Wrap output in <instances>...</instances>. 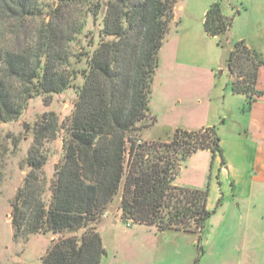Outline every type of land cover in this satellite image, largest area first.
<instances>
[{"label":"trees","instance_id":"trees-1","mask_svg":"<svg viewBox=\"0 0 264 264\" xmlns=\"http://www.w3.org/2000/svg\"><path fill=\"white\" fill-rule=\"evenodd\" d=\"M53 1L0 0V124L17 121L33 97L76 90L65 125L50 113L34 127L28 171L11 200L14 236H57L41 264H101L105 250L93 222L121 192L125 223L193 231L200 240L212 213L208 188L174 182L177 161L199 150L220 152L215 128L176 129L158 145L166 158L129 136L150 113L158 53L178 23L177 0ZM231 25L220 3H211L204 30L224 50L230 89L245 96L248 109L264 94L256 88L264 59L244 41L231 42ZM60 130L62 155L46 187L37 177L46 162L40 148Z\"/></svg>","mask_w":264,"mask_h":264},{"label":"crops","instance_id":"crops-1","mask_svg":"<svg viewBox=\"0 0 264 264\" xmlns=\"http://www.w3.org/2000/svg\"><path fill=\"white\" fill-rule=\"evenodd\" d=\"M213 2H219L224 15L232 18L231 42L244 41L264 59V0H203L199 15L182 17V28L177 32L179 46L175 63L209 72L211 85L204 98L203 121L197 126L187 124L181 128L196 130L213 126L219 138L220 152L214 156L208 150L193 153L192 157L202 153L203 160L207 154L209 174H203L200 180L195 176L174 183L202 189L208 175L206 209L212 213L199 240V245L204 242L208 247L216 240L220 227L229 223L233 208L237 206L239 210L240 201L246 196V264H264V94L246 109L245 96L232 93L229 73L223 64L225 52L203 26L205 12ZM176 11L177 5L175 21L178 20ZM256 88L264 91V65L259 69ZM150 114L154 117V111ZM181 169L180 166L178 171ZM201 182L204 183L201 185ZM114 211L116 215L102 218L104 220L97 229L105 250L101 264L183 263L184 251L179 242H172L168 237V232L176 234L178 232L174 231L179 229L163 230L142 224H125V228H120L116 218L120 217L121 211L118 206Z\"/></svg>","mask_w":264,"mask_h":264},{"label":"rangeland","instance_id":"rangeland-1","mask_svg":"<svg viewBox=\"0 0 264 264\" xmlns=\"http://www.w3.org/2000/svg\"><path fill=\"white\" fill-rule=\"evenodd\" d=\"M202 1L177 0L178 23L172 24L163 39L151 86L149 108L151 112L154 111V117L149 113L135 124L138 129L129 134L136 144L139 140L147 145L152 144V153L161 154L164 158L169 155L158 145L171 141L176 135L175 130L183 129L181 127L184 125H199L205 113L204 98L211 85L210 73L175 63L179 46L177 32L182 28L181 19L189 14L199 15ZM43 16L47 21L50 19L47 13ZM210 42L211 45L214 44L213 41ZM78 83H81L80 79ZM75 98L76 90L73 88L61 93L33 97L17 121L0 124V264H41V257L47 251L51 241L49 234H32L26 238L14 236L10 222L11 200L28 171L25 158L33 142L36 123L42 120L43 115H47L45 118L49 120V114L54 113L58 121L65 125L71 115ZM62 136L63 132L60 130L58 137L45 138L42 142L40 153L46 156V162L37 177L45 186L61 159ZM149 152L147 154L150 157L153 154ZM201 155L202 153H197L193 157L177 161L182 168L181 171L177 169V182L181 183L186 178L195 176L200 180L203 174H209L210 161L206 159L207 154L205 160ZM124 165L126 169L127 160ZM207 179L208 175L204 179L205 183L201 182V185L204 183L202 189L208 188L205 186ZM120 195L121 192L107 209L109 218L116 215L114 208L118 206ZM239 207V210L237 206L233 208L229 223L220 227L216 240L209 247L204 242L199 245V235L196 232L182 229L174 231L178 232L176 234L168 232L170 240L179 242L184 251L185 260H181L182 264H246V196L240 201ZM102 220L104 219L98 218L93 222L96 229ZM116 220L120 228H125L126 223L120 217ZM53 239H57V236H53Z\"/></svg>","mask_w":264,"mask_h":264},{"label":"built area","instance_id":"built-area-1","mask_svg":"<svg viewBox=\"0 0 264 264\" xmlns=\"http://www.w3.org/2000/svg\"><path fill=\"white\" fill-rule=\"evenodd\" d=\"M138 143H141V141L139 140ZM108 216H109V211H108V210H104V211H102V213H101V215H100L101 218H107ZM131 223H132V222L129 220V221L126 223V225H127V226H130Z\"/></svg>","mask_w":264,"mask_h":264}]
</instances>
